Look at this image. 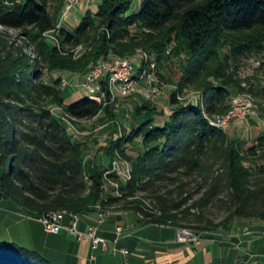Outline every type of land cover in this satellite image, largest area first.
<instances>
[{
    "label": "trees",
    "instance_id": "obj_1",
    "mask_svg": "<svg viewBox=\"0 0 264 264\" xmlns=\"http://www.w3.org/2000/svg\"><path fill=\"white\" fill-rule=\"evenodd\" d=\"M66 4L0 0V204L35 218L117 205L137 214L142 226L187 228L200 237L229 231L238 221H264V131L244 150L241 137L211 124L201 104L181 103L175 93L169 118L159 122L163 111L144 98L129 137H113L104 147L108 163L97 164L50 107L91 118L101 105L82 95L66 103L62 79L44 81L46 73L86 75L103 57L142 49L159 61L178 60L179 85L187 81L202 92L210 117L226 114L229 88L238 87L226 61L264 51V0H141L136 8L133 0H103L74 30L62 28L57 44L49 35ZM227 45L231 50L221 58ZM80 46L86 51L77 56ZM140 136L141 145L127 154L126 144ZM117 153L133 168V178L120 182V197L104 179ZM148 198L154 206L146 205ZM0 264L53 263L0 237Z\"/></svg>",
    "mask_w": 264,
    "mask_h": 264
},
{
    "label": "crops",
    "instance_id": "obj_2",
    "mask_svg": "<svg viewBox=\"0 0 264 264\" xmlns=\"http://www.w3.org/2000/svg\"><path fill=\"white\" fill-rule=\"evenodd\" d=\"M140 3L138 0L137 6ZM95 9L93 2L79 5L68 15L65 28L74 30L85 16L84 11L94 12ZM242 127V123H237L232 136L255 139L256 126L252 122H249L250 135L242 136ZM99 213L81 215L80 230L86 232L89 225L96 224ZM138 219V215L130 211L106 213L99 235L107 239L109 245L107 249L103 246L95 249L87 237L79 240L66 231L49 233L39 220L24 210L2 203L0 237L40 252L53 264H264V221H238L231 230L207 234L195 244L179 242L176 227L142 226ZM117 226L124 227L126 235L115 244ZM115 246L120 249L117 253L113 251Z\"/></svg>",
    "mask_w": 264,
    "mask_h": 264
},
{
    "label": "rangeland",
    "instance_id": "obj_3",
    "mask_svg": "<svg viewBox=\"0 0 264 264\" xmlns=\"http://www.w3.org/2000/svg\"><path fill=\"white\" fill-rule=\"evenodd\" d=\"M141 1V0H139ZM68 3V0H67ZM133 7H137L138 0H133ZM67 6V4H66ZM99 6V5H98ZM97 6V7H98ZM97 9V8H96ZM65 9L62 11L59 17L58 25L62 21ZM87 12L84 11L83 14ZM95 14L96 12H92ZM68 17V16H67ZM66 17V19H67ZM76 24V23H75ZM73 28V26H72ZM5 31L4 28L0 27V33ZM9 34L12 35L13 38L18 39V32L14 30H10ZM54 35V34H52ZM231 48L227 45L225 48L220 50L221 58H225L226 54L229 53ZM140 51L145 54H139ZM139 54V55H138ZM110 55L109 57H112ZM131 57H135L140 61L145 63L153 64L155 63L156 68L154 72L157 76L160 94L154 99L145 98L139 94H133L127 98L119 99L114 103L107 105L104 108H101L100 112L91 118H82L77 117L68 111L64 106H54L50 107L57 114V118L61 121L62 125L68 130L69 134L73 137L74 141H79L83 143L86 147V154L88 161H94L97 164H105L108 163V159L106 158V153L104 147H109V143L113 137L116 135L129 137L133 126L135 125V114L137 105L143 102V99H148L149 102L154 103L159 106V108L163 111V114L159 118V122H163L167 120L170 116L171 107L176 103L173 99V94L181 95L183 98H197L202 96V92L197 91L193 87L189 86L187 81L184 82L183 85H179V82L182 81V72L180 70V65L178 60H170V61H159L158 57L154 53H149L145 50L138 49L135 54L129 55ZM147 56V58H146ZM232 59L226 61L228 74L231 75L238 83V87L230 86L231 99L236 95H250L255 103L258 105V112H260V106L264 107V51L261 53H250L246 56L236 58L231 57ZM83 77L80 73H70V74H49L46 73L44 77V81L46 83L52 84L54 79L61 78L67 79L69 82L68 87H64L62 83V89L64 95L66 97V103L69 100H73L74 97H79V94L73 93L72 86ZM213 81L217 82L216 79ZM240 89H244V92L241 93ZM177 97V96H176ZM204 102V107H207V99H201ZM230 104V103H229ZM111 108V110L115 113L116 117H111V114L108 113L107 108ZM231 107V105H230ZM230 110V109H229ZM69 115V116H68ZM225 115V114H218ZM214 115V116H218ZM62 117L66 118L65 120ZM249 122L253 123V126H256L255 139H248L246 137L241 138L242 140V148L245 150L247 148L252 147L257 143V139L263 133L264 129L262 128L261 121H257L256 119H250ZM250 128V127H249ZM250 132V131H249ZM250 135V133H248ZM142 137L136 138L133 142H128L126 144L127 154H133L134 150L138 145H141ZM118 154V153H117ZM119 155V154H118ZM121 156V154H120ZM118 157V156H117ZM122 157V156H121ZM123 159H126L122 157ZM146 194L143 192H139V197H144ZM113 196L120 197L114 193ZM198 197V196H196ZM146 205L148 207L154 206L155 203L148 198L146 201ZM6 206V204H5ZM117 205L109 207L108 211H105V214L108 212H115ZM36 220L38 218L32 217Z\"/></svg>",
    "mask_w": 264,
    "mask_h": 264
},
{
    "label": "built area",
    "instance_id": "obj_4",
    "mask_svg": "<svg viewBox=\"0 0 264 264\" xmlns=\"http://www.w3.org/2000/svg\"><path fill=\"white\" fill-rule=\"evenodd\" d=\"M103 0H68L66 11L62 21L58 25L56 34L49 35L57 44H60L58 34L62 28H65L64 22L66 17L84 2H93L95 8L102 3ZM71 30V29H70ZM54 34V35H52ZM86 51L85 47L80 46L75 50V55ZM140 51L139 54H145ZM138 54V55H139ZM143 56V55H142ZM147 58V56H146ZM155 63H145L135 57H103L90 70L89 73L83 75L82 79L77 81L73 86V93L82 95L101 105L102 108L114 103L119 99L127 98L133 94H139L148 99H154L160 94L157 86V76L154 72ZM64 87H68L69 82L63 79ZM203 96L197 98H183L177 95V100L181 103L201 104L206 117L209 118L211 124L217 126L232 135V130L237 123H242L243 135L249 131V120L256 119L261 121L264 129V116L258 112V105L250 95H236L230 100V110L225 115L210 117L205 110ZM52 112L57 116L54 110ZM69 116V115H68ZM62 119H66L62 117ZM110 176L116 177L117 180H111ZM133 178V168L129 161L123 159L120 155L112 162L111 167L105 172L104 179L113 187L114 193L122 196L120 191V182L127 183ZM81 215L69 213L67 211L54 212L44 215L38 220L44 225L45 230L49 233L60 234L64 231L81 240L89 238L93 247L98 249L103 246L108 248L109 241L99 235L101 225L106 221L105 212H100L98 221L94 225H89L86 232L80 230ZM69 220V223L66 221ZM125 229L117 226L115 229L117 244L119 240L125 237ZM201 237L187 228L178 230V241L181 243L199 244ZM115 253L120 249L115 246Z\"/></svg>",
    "mask_w": 264,
    "mask_h": 264
}]
</instances>
